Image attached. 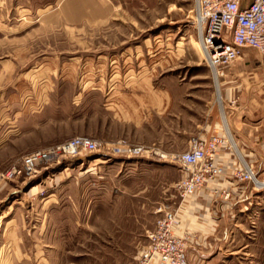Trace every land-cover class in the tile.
<instances>
[{"label": "rangeland", "instance_id": "374dc122", "mask_svg": "<svg viewBox=\"0 0 264 264\" xmlns=\"http://www.w3.org/2000/svg\"><path fill=\"white\" fill-rule=\"evenodd\" d=\"M193 10L0 0V171L75 137L98 143L0 187V264H136L159 209L179 210L189 264H264V57L213 73ZM220 129L260 185L227 179L230 201L180 208L176 156ZM137 147L152 153L123 149Z\"/></svg>", "mask_w": 264, "mask_h": 264}, {"label": "built area", "instance_id": "2783aa9c", "mask_svg": "<svg viewBox=\"0 0 264 264\" xmlns=\"http://www.w3.org/2000/svg\"><path fill=\"white\" fill-rule=\"evenodd\" d=\"M193 15L198 44L213 73L229 67L247 50L264 57V0H194ZM97 147L98 143L92 139L75 137L30 153L0 171V187L20 177H34L42 165L59 158L93 153ZM123 149L137 156L152 153L143 147ZM240 153L227 129L216 130L207 139H192L188 149L176 156L183 175L175 185L182 199L180 208L200 195L230 201L232 183L227 179L258 188L253 166ZM221 181L227 184L223 186ZM157 213L160 215L153 229L147 232V246L139 252L136 264H189V237L182 230L179 210L159 209Z\"/></svg>", "mask_w": 264, "mask_h": 264}, {"label": "crops", "instance_id": "0c3cea01", "mask_svg": "<svg viewBox=\"0 0 264 264\" xmlns=\"http://www.w3.org/2000/svg\"><path fill=\"white\" fill-rule=\"evenodd\" d=\"M204 197H205V196H203V195L197 196L196 199H198V202H199V203L196 202V206L199 205V206L201 207V206L203 205L202 200L204 199ZM204 200L207 201V202L210 201V199H208V198H205ZM204 204H205V206L207 205V203H204ZM181 223H182V220H181ZM187 258H188V257H187Z\"/></svg>", "mask_w": 264, "mask_h": 264}, {"label": "bare ground", "instance_id": "6f19581e", "mask_svg": "<svg viewBox=\"0 0 264 264\" xmlns=\"http://www.w3.org/2000/svg\"><path fill=\"white\" fill-rule=\"evenodd\" d=\"M196 45H197L198 49H200L199 44L197 43ZM200 53H201V49H200ZM259 185H260V182H258L257 186H259Z\"/></svg>", "mask_w": 264, "mask_h": 264}]
</instances>
